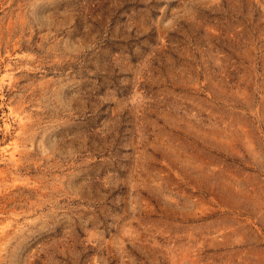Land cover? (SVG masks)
Returning a JSON list of instances; mask_svg holds the SVG:
<instances>
[{
    "label": "rangeland",
    "instance_id": "rangeland-1",
    "mask_svg": "<svg viewBox=\"0 0 264 264\" xmlns=\"http://www.w3.org/2000/svg\"><path fill=\"white\" fill-rule=\"evenodd\" d=\"M0 264H264V0H0Z\"/></svg>",
    "mask_w": 264,
    "mask_h": 264
}]
</instances>
